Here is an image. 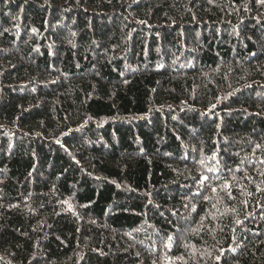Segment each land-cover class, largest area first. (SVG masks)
I'll list each match as a JSON object with an SVG mask.
<instances>
[{"label":"trees","instance_id":"1","mask_svg":"<svg viewBox=\"0 0 264 264\" xmlns=\"http://www.w3.org/2000/svg\"><path fill=\"white\" fill-rule=\"evenodd\" d=\"M261 173L257 0H0V264H264Z\"/></svg>","mask_w":264,"mask_h":264},{"label":"snow or ice","instance_id":"2","mask_svg":"<svg viewBox=\"0 0 264 264\" xmlns=\"http://www.w3.org/2000/svg\"><path fill=\"white\" fill-rule=\"evenodd\" d=\"M257 3L264 5V0H257ZM256 147H259V145H257ZM261 174L264 175V173H261ZM207 179H208V177H203L201 179V184H203L204 181H206ZM225 186H227V185H225ZM258 190H260V189L258 188ZM169 239L171 240V237H169ZM217 259H219V257H217ZM154 264H155V262H154Z\"/></svg>","mask_w":264,"mask_h":264}]
</instances>
